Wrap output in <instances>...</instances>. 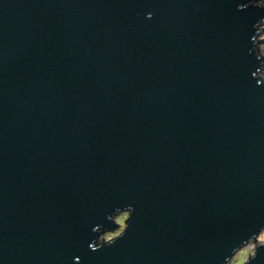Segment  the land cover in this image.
Returning <instances> with one entry per match:
<instances>
[{
    "label": "water",
    "instance_id": "obj_1",
    "mask_svg": "<svg viewBox=\"0 0 264 264\" xmlns=\"http://www.w3.org/2000/svg\"><path fill=\"white\" fill-rule=\"evenodd\" d=\"M259 1L0 0V264H226L264 228Z\"/></svg>",
    "mask_w": 264,
    "mask_h": 264
},
{
    "label": "clouds",
    "instance_id": "obj_2",
    "mask_svg": "<svg viewBox=\"0 0 264 264\" xmlns=\"http://www.w3.org/2000/svg\"><path fill=\"white\" fill-rule=\"evenodd\" d=\"M133 211H134V209L131 206H128V207L124 208L123 210H117L113 215L108 217L110 222L115 225V230L106 231L100 227L95 228L94 231L97 233V238L90 245L91 250L92 251H98L103 247L111 246V245L115 244V242L117 240L122 238L127 231L128 221L130 220V218L133 214ZM117 215L124 217L119 228H117L116 223H114L112 220V218L114 216H117ZM98 229H99V231H98ZM253 240H255V243L253 244V250H252L251 255L247 261V264H251V261L255 259L256 254H257V250L259 248H264V228H262L258 234L250 237L242 246H244L246 243H251ZM235 252H236V250L234 251V253ZM234 253L231 255L230 258H228L226 260V264H230V262L233 260Z\"/></svg>",
    "mask_w": 264,
    "mask_h": 264
},
{
    "label": "rangeland",
    "instance_id": "obj_3",
    "mask_svg": "<svg viewBox=\"0 0 264 264\" xmlns=\"http://www.w3.org/2000/svg\"><path fill=\"white\" fill-rule=\"evenodd\" d=\"M257 4L264 6V0L259 1ZM258 35L256 37V40L259 41L256 46L255 50L257 51V54H259L260 57L264 56V19L259 23L258 27ZM260 77L264 79V57H263V63L262 68L259 73ZM124 217L117 215L113 218L114 223L117 225H121ZM119 228V227H118ZM115 230V229H114ZM255 241L253 240L251 243H247L243 248H241L235 255L233 260L230 262V264H243L247 261V259L250 257L251 252L253 250V244Z\"/></svg>",
    "mask_w": 264,
    "mask_h": 264
}]
</instances>
